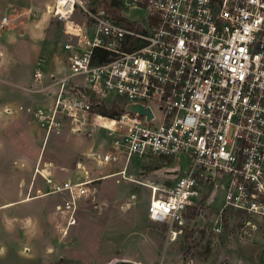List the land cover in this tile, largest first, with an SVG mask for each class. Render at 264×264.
Returning a JSON list of instances; mask_svg holds the SVG:
<instances>
[{"label": "built area", "instance_id": "obj_1", "mask_svg": "<svg viewBox=\"0 0 264 264\" xmlns=\"http://www.w3.org/2000/svg\"><path fill=\"white\" fill-rule=\"evenodd\" d=\"M135 1L145 21H119L84 0H55L46 9L63 22L67 69L42 85L50 103L34 112L38 126L45 138L101 128L108 143L88 153L95 167L123 158L120 170L96 178L83 167L82 180L48 179V194L68 193L70 208L94 180L131 181L133 157L157 158L163 181L142 183L150 189L146 213L168 225L170 240L194 220L190 207L203 218L198 199L211 204L219 190L212 230L221 232L223 215L233 211L244 216L240 238L254 237L264 229V0ZM10 20L3 15L0 30ZM32 78L40 83L43 74ZM130 104L149 108L150 117L126 110ZM74 224L71 216L67 225Z\"/></svg>", "mask_w": 264, "mask_h": 264}, {"label": "rangeland", "instance_id": "obj_2", "mask_svg": "<svg viewBox=\"0 0 264 264\" xmlns=\"http://www.w3.org/2000/svg\"><path fill=\"white\" fill-rule=\"evenodd\" d=\"M84 1L89 9L102 7L115 19L102 1L116 2L120 17L145 21L147 15L144 7H134L135 0ZM17 13L21 14L6 15L12 18ZM24 16L23 22L12 18L0 30V264H235L243 243L253 244L243 247L247 262L253 261L256 245L263 257L264 229L241 239V213L226 212L224 229L219 233L212 230L221 190L211 204L203 197L198 199L196 206L203 210V218L192 208L194 220L189 219L182 233L170 240L168 225L148 218L150 189L142 184L161 181L155 175L164 165L159 159L133 157L128 166L131 181L118 176L94 180L88 195L76 197L70 208H66L68 193L48 194V179L82 177L79 162L89 177L96 178L120 170L123 158L95 167L88 153L108 143L98 127L88 130L91 135L63 130L45 138L34 112L49 103L42 85L48 83L50 74L58 76L67 69L63 43L68 37L63 22L47 10L36 12L29 7ZM38 17L44 19L38 34H31L29 26L28 33L17 31ZM74 18L84 19L77 11ZM35 70L43 74L40 83L33 81ZM71 216L75 224L68 226Z\"/></svg>", "mask_w": 264, "mask_h": 264}, {"label": "crops", "instance_id": "obj_3", "mask_svg": "<svg viewBox=\"0 0 264 264\" xmlns=\"http://www.w3.org/2000/svg\"><path fill=\"white\" fill-rule=\"evenodd\" d=\"M55 0H11L10 2H6V0H0V19L3 15H6V14H12L13 12L15 13L16 11L17 12H20L21 14L19 15L18 13L12 17L13 19H16V18H20L19 21L23 22L25 17L24 14L26 15L27 14V10L29 9V7H33L34 10L37 12L39 10H44L46 11V8L48 6H50ZM10 11V12H9ZM49 14V13H48ZM12 18H10V22L12 21ZM29 21H31L30 23H28V25L26 24V26L23 27V29L21 28H18L17 31H20V32H23L24 34L25 33H28V28L27 26L30 27V33L33 34V35H36L38 34L37 32V27L39 25H43V21L44 19L43 18H37V19H30ZM13 27L9 28L8 30V34H11L13 32ZM39 31V30H38ZM32 35V36H33ZM32 42V41H31ZM66 52V51H65ZM67 53V52H66ZM67 56V55H66ZM66 66H67V62H66ZM66 72V71H65ZM19 84V83H17ZM48 99H49V103H50V97L48 96V94H46ZM48 103V104H49ZM92 160V159H91ZM93 161V160H92ZM94 162V161H93ZM84 167V164L82 162H79L78 163V167ZM79 169V168H78ZM81 170V169H80ZM82 171V177H78L77 179H74V180H82L84 179V173H83V170ZM128 171V169H127ZM112 173V172H111ZM108 174V173H106ZM106 174H103V175H106ZM156 175V174H155ZM94 178V177H89V175L86 176V178ZM159 180L163 181V179H161L162 177H159V176H156ZM106 178H109V176H105L101 179H106ZM101 179H97V180H101ZM66 180V179H65ZM71 180V179H70ZM155 182H160V181H155ZM9 206V205H7ZM4 207V206H3ZM253 245L252 243H243L240 245V249H239V252H240V257L238 258L237 262L235 264H264V256L262 257H259V253L261 251L260 247L258 245H256L255 247H257L256 250H254V253L252 254L253 255V261H251L250 263L247 262L246 258H245V254H243V247L244 246H251ZM263 254V253H262ZM264 255V254H263ZM242 256V257H241ZM1 255H0V262L3 260L1 259ZM262 259V260H261Z\"/></svg>", "mask_w": 264, "mask_h": 264}, {"label": "trees", "instance_id": "obj_4", "mask_svg": "<svg viewBox=\"0 0 264 264\" xmlns=\"http://www.w3.org/2000/svg\"><path fill=\"white\" fill-rule=\"evenodd\" d=\"M102 4L104 5L105 8H107L109 10V12H111L117 19L119 20H124V18H122V16L120 17V14H119V7L117 6V3H113V4H108L106 1H102ZM100 112L102 114H105V115H109V116H113L115 114H118V110H115V108H111V109H106L104 107H101L100 108ZM157 159V158H155ZM192 207H190L189 210H191ZM197 210V209H196ZM191 212V213H190ZM188 212V215H191L194 214V209L192 211ZM231 211H228L227 212V215L230 214Z\"/></svg>", "mask_w": 264, "mask_h": 264}, {"label": "water", "instance_id": "obj_5", "mask_svg": "<svg viewBox=\"0 0 264 264\" xmlns=\"http://www.w3.org/2000/svg\"><path fill=\"white\" fill-rule=\"evenodd\" d=\"M126 110H129L131 112H138L139 114H146L148 117H150L151 115L149 108L141 106V105H137V104L127 105ZM164 172L165 173H162V174H165L168 176H171L177 173V171H170V170H165ZM159 174H161V172ZM119 264H137V263L132 262V261H119Z\"/></svg>", "mask_w": 264, "mask_h": 264}]
</instances>
